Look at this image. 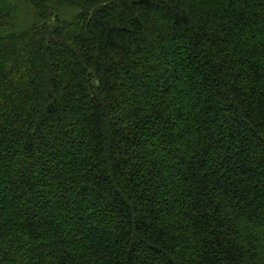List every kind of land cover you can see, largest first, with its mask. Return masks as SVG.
Segmentation results:
<instances>
[{"label":"trees","instance_id":"obj_1","mask_svg":"<svg viewBox=\"0 0 264 264\" xmlns=\"http://www.w3.org/2000/svg\"><path fill=\"white\" fill-rule=\"evenodd\" d=\"M0 264H264V0H0Z\"/></svg>","mask_w":264,"mask_h":264}]
</instances>
